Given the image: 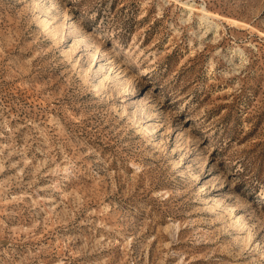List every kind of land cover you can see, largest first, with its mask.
<instances>
[{"label": "rangeland", "instance_id": "374dc122", "mask_svg": "<svg viewBox=\"0 0 264 264\" xmlns=\"http://www.w3.org/2000/svg\"><path fill=\"white\" fill-rule=\"evenodd\" d=\"M0 264H264V0H0Z\"/></svg>", "mask_w": 264, "mask_h": 264}, {"label": "bare ground", "instance_id": "6f19581e", "mask_svg": "<svg viewBox=\"0 0 264 264\" xmlns=\"http://www.w3.org/2000/svg\"><path fill=\"white\" fill-rule=\"evenodd\" d=\"M183 5L190 11H199L200 13H202L203 16H201V20L203 21H207L210 19V17L208 16V13L205 9V7H202V8H196L193 4L191 3H184L183 2ZM110 53H115L114 50H110ZM145 73V72H144Z\"/></svg>", "mask_w": 264, "mask_h": 264}]
</instances>
